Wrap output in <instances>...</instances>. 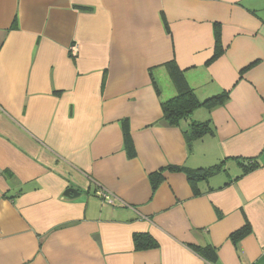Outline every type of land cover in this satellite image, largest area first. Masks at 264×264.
<instances>
[{
    "label": "crops",
    "instance_id": "0c3cea01",
    "mask_svg": "<svg viewBox=\"0 0 264 264\" xmlns=\"http://www.w3.org/2000/svg\"><path fill=\"white\" fill-rule=\"evenodd\" d=\"M0 264H264V0H0Z\"/></svg>",
    "mask_w": 264,
    "mask_h": 264
},
{
    "label": "trees",
    "instance_id": "16d2710c",
    "mask_svg": "<svg viewBox=\"0 0 264 264\" xmlns=\"http://www.w3.org/2000/svg\"><path fill=\"white\" fill-rule=\"evenodd\" d=\"M219 31H215L216 45L219 43L218 41ZM220 53V49L215 52V56ZM167 70L171 75L177 93L167 100L161 102V111H162V120L168 125L178 126L181 121L189 120L192 113L199 107H207L210 108L217 103L224 102L228 98L229 92L223 91L216 96H212L207 98L206 100L200 101L194 90L188 85L186 79L183 74V70H181L174 60L168 62L166 64ZM211 131L210 124L207 121L197 122L192 121L189 124L188 129H186L183 134L190 144L194 139L202 137L204 134H207ZM126 141H127V136ZM244 163V162H242ZM221 163H217L211 165L207 168H197L195 170H187V178L194 185L198 179H204L220 170ZM257 163L255 160H246L244 164L243 174L250 171L252 168L256 167ZM169 169L175 170L177 167H169ZM180 170V169H178ZM156 176H153L155 178ZM134 244L136 249H149L157 246L155 240H153L147 234H136L134 235ZM207 250L211 253H214V249L210 246L206 247L203 251V254L208 256ZM211 256V255H210Z\"/></svg>",
    "mask_w": 264,
    "mask_h": 264
},
{
    "label": "water",
    "instance_id": "95a60500",
    "mask_svg": "<svg viewBox=\"0 0 264 264\" xmlns=\"http://www.w3.org/2000/svg\"><path fill=\"white\" fill-rule=\"evenodd\" d=\"M79 192L78 190L74 189V188H67L65 191H64V196H68V197H76V196H79Z\"/></svg>",
    "mask_w": 264,
    "mask_h": 264
}]
</instances>
